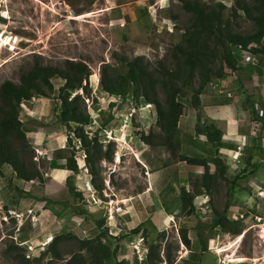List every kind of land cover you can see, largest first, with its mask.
<instances>
[{"label":"rangeland","instance_id":"374dc122","mask_svg":"<svg viewBox=\"0 0 264 264\" xmlns=\"http://www.w3.org/2000/svg\"><path fill=\"white\" fill-rule=\"evenodd\" d=\"M188 1L216 9L222 4L234 32H255L251 19L242 12L235 15L239 0ZM86 13L92 15L75 19ZM192 19L181 0H0V86L6 81L19 84L36 65H85L90 74L86 91L73 92L70 100L79 95L80 111L90 118L84 133L88 138L98 135L103 157L81 148L73 134L76 123L66 128L60 122L62 79H52L55 92L48 97L22 102V124L33 116L35 123L52 126L54 135H65V150L39 155L34 138L26 135L43 180L23 181L9 165L0 167V264H65L73 256L80 264H94L101 252L108 254L102 264H147L150 247L154 264H264V56L244 62L235 55L238 70L208 84L195 108L191 100L199 79L186 72L187 89L178 99L184 106L180 127L183 120L188 123L171 138L158 124L155 105L137 98L133 88L121 97L102 87L106 75H124L125 61L135 58L156 77L173 68ZM156 91L164 102L162 90ZM28 105L38 110L30 112ZM229 120L236 121L242 138L227 144L234 150L241 147L238 160L223 154L222 135L217 142L206 135L217 130L223 134ZM71 156L78 168L69 176L76 196L69 193L57 205L41 196L52 170ZM118 156L122 161L117 164ZM185 157L204 159L211 174L217 171L214 161L228 167L208 193L200 189L191 217L181 210L180 191H196L193 185L205 169L188 164ZM30 205L36 206L31 213ZM224 213L230 230L244 235L233 249L238 235L213 226ZM181 229L187 231L190 248L181 240ZM54 239L55 251L50 253ZM218 249L226 251L217 255ZM239 258L245 261L229 263Z\"/></svg>","mask_w":264,"mask_h":264},{"label":"trees","instance_id":"16d2710c","mask_svg":"<svg viewBox=\"0 0 264 264\" xmlns=\"http://www.w3.org/2000/svg\"><path fill=\"white\" fill-rule=\"evenodd\" d=\"M181 1L184 10L190 13L193 19L185 34L186 45L178 47L174 67L163 72L161 77H156L154 72L149 70L140 58H135L131 61H125L127 72L124 75H120L116 79H111L106 75L102 81V87L110 94L126 97L133 88L137 98H144L149 103L154 104L158 124L163 133L170 138L179 129L180 120L183 116L184 106L178 98L187 89L183 83L186 72L190 73L191 78L197 76L199 79V86L195 89L191 100V106L195 108L200 106V96L208 84H211L213 80L222 79L226 69L238 70L235 56V49L238 46L254 56H264V46L262 45L264 39V0H239L235 3V15L242 12L254 22L255 32L247 36L233 31L230 20L223 17L225 8L222 4L217 5L216 9L211 5H201L188 0ZM253 44L256 47L251 46ZM89 75L85 65L76 64L72 61L68 63L65 69L36 65L23 74L19 84L6 81L0 86V167L5 164L9 165L13 168L16 176L18 175L17 177L23 181L43 180L37 164L33 161L34 151L27 142L26 130L19 114L22 102L29 101L36 95L48 97L49 94L55 92L52 82L54 77H58L64 82L58 95L61 104L60 122L66 128H70V123H76L77 126L73 130V134L81 141V148L88 153L90 150H94L99 153V158H103L100 154L102 145L98 135L88 138L84 133L83 126L90 123V118L80 111L79 95H75L70 100L73 92L86 91ZM83 82H86V85ZM157 88H160L164 93V102L158 99ZM206 135L210 142H217L222 133L219 130L213 133L207 131ZM68 141L71 143L72 140ZM72 152L74 155L75 151ZM108 157L111 158L109 155ZM86 158L87 162L90 163V157L87 155ZM183 161L205 169L200 180L193 185L196 191H187L185 188L180 191L181 210L186 216L191 217L195 212L194 198L201 193L200 189L204 190L203 194L208 193L214 187L218 176L222 179L226 176L228 167L219 160L214 161L217 171L211 174L208 163L204 159L185 157ZM64 168L74 173L78 172L73 156L67 159ZM67 187L70 195L75 197V188L71 178L67 179ZM56 204L60 205L61 203L56 202ZM230 224L227 214L224 213L222 216H216L213 226L222 228L233 235H238L240 231L230 230ZM180 237L183 244L190 248L191 241L185 229L180 230ZM55 240L50 244V253L55 251ZM202 249L206 250V247L203 246ZM149 251L147 264H154L155 259L151 255L152 247ZM107 257L108 254L105 252L98 253L96 259L99 261L94 264H102ZM76 259L77 256H73L65 264H80Z\"/></svg>","mask_w":264,"mask_h":264},{"label":"crops","instance_id":"0c3cea01","mask_svg":"<svg viewBox=\"0 0 264 264\" xmlns=\"http://www.w3.org/2000/svg\"><path fill=\"white\" fill-rule=\"evenodd\" d=\"M203 97V96H202ZM33 102V101H32ZM31 102V103H32ZM30 108V112H34L37 111L38 109H36L34 106V108L32 106H29ZM28 108V109H29ZM30 118H33V116H29ZM27 119L26 123H24V128L26 130V135L27 137H31L34 138V149L38 152V154H45L46 153H51V152H55L57 150H65L64 144H65V140L64 137L65 135L61 134H55V131L53 130V127L45 125H39L38 123H35V121H33L32 119ZM191 119V118H190ZM227 119V118H225ZM188 121L187 120H183V123L181 125V130L185 129L187 126ZM241 134L239 133V130L237 128V123L235 120H229L227 122V125L225 126L224 132L222 134V138H221V142L224 144V146H222V150H224L225 156H227L228 159H232V150H234L233 148H227V144L231 145L232 142H235L236 144L241 142ZM194 140V138H193ZM236 150V149H235ZM232 154V155H231ZM42 157L44 155H41ZM233 160V159H232ZM230 161V160H229ZM231 164V162H230ZM231 166H233L231 164ZM60 168H55L54 170H52V172L50 173V177L47 178L46 180V186L44 187V193L42 194L41 197H47L48 199H51L52 201H56L59 203H65L67 201V198L70 196L69 192H68V187L66 188L67 185V179L70 178V174L71 171L64 168V166H62L60 164L59 166ZM191 172V171H190ZM253 176H255L256 174H252ZM64 183V184H63ZM151 192V188L149 189ZM46 199H39V202H46ZM31 205L29 206V210H32L33 208H35L36 206L30 208ZM35 209H33L34 211ZM155 220H157V218L155 217L153 219V222L157 225H159V222H155ZM161 223V222H160Z\"/></svg>","mask_w":264,"mask_h":264},{"label":"built area","instance_id":"2783aa9c","mask_svg":"<svg viewBox=\"0 0 264 264\" xmlns=\"http://www.w3.org/2000/svg\"><path fill=\"white\" fill-rule=\"evenodd\" d=\"M262 45L264 46V41H262ZM251 46H253V47H256V45L255 44H253V45H251ZM236 51H235V55L238 57V58H240V57H242L243 58V61L244 62H251L252 60H253V58L255 57L254 55H252L250 52H247V51H245V50H243L242 49V47L240 46H238L236 49H235ZM237 52V53H236ZM225 72H232L231 70H229V69H226L225 70ZM212 84V83H211ZM34 97L31 99V100H29V101H25V102H34ZM21 107H25L24 105H23V103H21V105H20ZM256 106V110H257V112H261V111H259V109H258V106L257 105H255ZM257 114V113H256ZM260 117V116H259ZM242 145V144H241ZM245 146V145H244ZM232 153H233V159H235V160H238L239 159V157L242 155L241 154V147L239 146L236 150H234V151H232ZM35 159H37V157H35ZM82 190V189H81ZM83 191V190H82ZM81 191V192H82ZM261 195V194H260ZM29 213H31V210H29ZM240 217L241 218H243V215H240ZM256 218H259V217H256ZM262 231H264V229H262ZM29 248H32V247H30L29 246Z\"/></svg>","mask_w":264,"mask_h":264},{"label":"bare ground","instance_id":"6f19581e","mask_svg":"<svg viewBox=\"0 0 264 264\" xmlns=\"http://www.w3.org/2000/svg\"><path fill=\"white\" fill-rule=\"evenodd\" d=\"M92 14H90V13H86V14H84L83 16L81 15L80 17H77V18H75L76 20L77 19H81V18H85V17H89V16H91ZM0 46H2V44L0 43ZM242 87V86H241ZM212 89V88H211ZM214 89V88H213ZM212 89V90H213ZM244 89V88H243ZM215 90V89H214ZM263 93V92H262ZM253 107V106H252ZM254 108V107H253ZM251 110V109H250ZM254 111V110H253ZM261 115H262V113H261ZM130 121V120H129ZM104 124V123H103ZM123 131V130H122ZM73 136V135H72ZM69 137V136H68ZM76 137V136H75ZM68 139V138H67ZM70 139V138H69ZM105 139V138H104ZM124 140V139H123ZM127 142V141H126ZM129 150V149H128ZM129 153V152H128ZM120 157V158H119ZM122 160H121V156H118V159L116 160V163L118 164V163H120ZM6 165V164H5ZM144 167V166H143ZM13 169V168H12ZM149 174V173H148ZM18 176V175H17ZM26 181V180H25ZM148 182H149V180H148ZM150 189V188H149ZM150 191V190H149ZM108 197V196H107ZM261 197V196H260ZM119 199V198H118ZM122 200V199H121ZM107 201H108V199H107ZM260 201V200H259ZM123 202H125V201H123ZM122 202V203H123ZM119 203H120V201H119ZM110 204V203H109ZM113 204V203H112ZM116 204V203H115ZM124 204V203H123ZM115 208V207H114ZM120 208H121V206H120ZM123 208V207H122ZM113 209V208H112ZM117 209V208H116ZM114 211V210H113ZM120 211V209L118 210V212ZM124 211V210H123ZM110 212V211H109ZM124 215V214H123ZM237 238L235 239V241H234V243H232V246H231V249H233L238 243H240L241 241H242V239L244 238V235H238V236H236ZM262 237V236H261ZM263 237H264V231H263ZM138 239V238H137ZM264 239V238H263ZM226 250H223V249H218V251H216L217 253V255H220V254H222V253H224ZM148 254V253H147ZM139 255V254H138ZM141 256V255H140ZM230 257V256H229ZM229 259V258H228ZM260 260V259H259ZM245 261V259H243V258H239V259H230V261H229V263H242V262H244Z\"/></svg>","mask_w":264,"mask_h":264},{"label":"clouds","instance_id":"9594fccd","mask_svg":"<svg viewBox=\"0 0 264 264\" xmlns=\"http://www.w3.org/2000/svg\"><path fill=\"white\" fill-rule=\"evenodd\" d=\"M109 140H111L110 138H109ZM37 157V156H36ZM122 216H124V215H122Z\"/></svg>","mask_w":264,"mask_h":264}]
</instances>
